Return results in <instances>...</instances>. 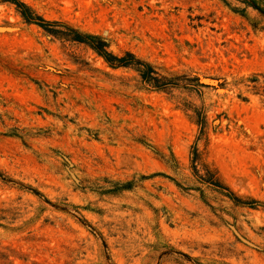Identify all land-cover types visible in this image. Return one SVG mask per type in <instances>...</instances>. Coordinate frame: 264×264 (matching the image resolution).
<instances>
[{"label":"rangeland","instance_id":"1","mask_svg":"<svg viewBox=\"0 0 264 264\" xmlns=\"http://www.w3.org/2000/svg\"><path fill=\"white\" fill-rule=\"evenodd\" d=\"M22 1L179 85L151 87L0 3V264H264V14Z\"/></svg>","mask_w":264,"mask_h":264},{"label":"trees","instance_id":"2","mask_svg":"<svg viewBox=\"0 0 264 264\" xmlns=\"http://www.w3.org/2000/svg\"><path fill=\"white\" fill-rule=\"evenodd\" d=\"M9 2L14 4L18 11L21 13L23 18L28 23H36L41 26L47 33L72 42L84 43L92 48L96 53L102 56L106 62H108L113 67H130L137 70L142 78V81L157 89H168L170 87H175L179 85L177 77H169L167 75L160 74L154 65L136 57L131 52H126L124 56H119L110 50L109 43L102 36L95 35L92 33L83 32L68 23L61 21H47L42 16L34 12L26 3L22 0H0V3ZM247 4L253 6L259 12L264 14V7L260 5L255 0H247ZM190 81L196 82L197 85H202L198 83V79H189ZM192 83V82H188ZM194 83V84H196ZM193 84V83H192ZM206 121L200 122L202 127L205 125ZM196 168V165H195ZM197 171V170H196ZM198 172V171H197ZM204 183L209 184L214 190L218 191L222 195L230 198L234 201H240L238 197L229 187H227L215 172L210 170L201 175ZM256 202V201H253ZM252 204V203H250Z\"/></svg>","mask_w":264,"mask_h":264}]
</instances>
